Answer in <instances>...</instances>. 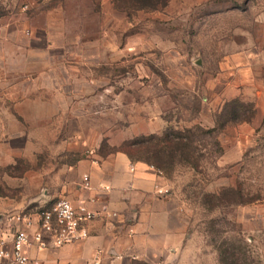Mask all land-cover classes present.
<instances>
[{
    "label": "rangeland",
    "instance_id": "374dc122",
    "mask_svg": "<svg viewBox=\"0 0 264 264\" xmlns=\"http://www.w3.org/2000/svg\"><path fill=\"white\" fill-rule=\"evenodd\" d=\"M0 33V79L18 98L0 114V195L35 212L77 161L168 127L213 129L237 100L249 120L202 138L198 172L154 169L200 250L193 264H221L224 248L264 264V0H0Z\"/></svg>",
    "mask_w": 264,
    "mask_h": 264
},
{
    "label": "crops",
    "instance_id": "0c3cea01",
    "mask_svg": "<svg viewBox=\"0 0 264 264\" xmlns=\"http://www.w3.org/2000/svg\"><path fill=\"white\" fill-rule=\"evenodd\" d=\"M15 33L18 32L15 30ZM12 56L17 57V53ZM8 82L0 79V114L6 109L7 102L13 107L18 103L15 94L9 92ZM6 132V128L0 126V133ZM3 164L8 165L7 158L0 163ZM84 176L89 179L88 189L83 187ZM50 184L49 192L41 197L42 204L63 198L74 204H84L100 214L106 207L117 217L100 216L88 223V238L84 241L61 248L51 244L44 249L28 248L26 253L31 261L37 264H93L98 258V264L137 261L193 264L198 258L200 250L192 244L193 236L186 234L184 223L178 222V207L170 204L163 178L147 163L131 161L121 152L101 161L81 159L73 167L54 175ZM23 204L0 195V216L23 209ZM10 236V230L0 218V239L9 242Z\"/></svg>",
    "mask_w": 264,
    "mask_h": 264
},
{
    "label": "built area",
    "instance_id": "2783aa9c",
    "mask_svg": "<svg viewBox=\"0 0 264 264\" xmlns=\"http://www.w3.org/2000/svg\"><path fill=\"white\" fill-rule=\"evenodd\" d=\"M83 187L88 189L89 179L84 176ZM158 193H162L158 191ZM36 211L23 208L4 213L2 222L10 230L9 242L0 239V264H37L31 261L26 250L32 246L44 249L48 244L55 248L84 241L88 238L86 225L100 216L116 218V213L90 210L84 204H74L60 198L42 204ZM98 258L93 264H98Z\"/></svg>",
    "mask_w": 264,
    "mask_h": 264
},
{
    "label": "trees",
    "instance_id": "16d2710c",
    "mask_svg": "<svg viewBox=\"0 0 264 264\" xmlns=\"http://www.w3.org/2000/svg\"><path fill=\"white\" fill-rule=\"evenodd\" d=\"M131 1V0H130ZM134 6L137 9L145 7L146 9H157L158 0H133ZM164 4V1H163ZM234 105L242 108L237 100L227 103L220 115L219 121L215 128L204 130L201 127L185 128L182 130H175L170 127L166 128L162 135L142 138L130 143L127 148L118 150L126 154L131 161H140L134 159V155L141 152L148 154L151 162H147L158 171H170L174 165H185L198 172L200 169V159L202 158L199 150L200 142L206 137H211L217 131L223 129L229 123L247 122L250 116H240L237 113ZM230 108V111L229 109ZM252 116V114H251ZM213 146L220 152L219 143L214 140ZM164 158V160H163ZM143 162V161H141ZM230 191V190H229ZM237 204H246L247 200L243 198L240 191L232 192ZM212 198V197H211ZM234 202V203H235ZM219 257L221 264H245L243 258L236 252L235 249L224 248L219 250Z\"/></svg>",
    "mask_w": 264,
    "mask_h": 264
}]
</instances>
